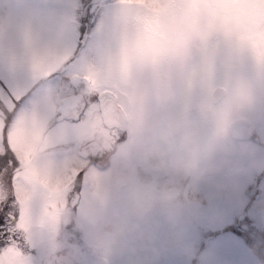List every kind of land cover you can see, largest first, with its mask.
Masks as SVG:
<instances>
[{"label":"clouds","instance_id":"clouds-1","mask_svg":"<svg viewBox=\"0 0 264 264\" xmlns=\"http://www.w3.org/2000/svg\"><path fill=\"white\" fill-rule=\"evenodd\" d=\"M65 26L61 14L32 13L18 19L0 12V71L27 72L36 78L57 66L62 57L56 42ZM258 34H264V0H117L104 32L101 63L86 71L125 83L126 90L113 98L103 120L125 130L128 138L103 135L101 121H93L81 124L74 139L65 142L60 124L45 122L42 141L27 146L28 175L61 177L81 167L89 153L103 152L122 175L140 170L163 173L174 186L187 176L217 188L234 187L236 175L245 168L227 134L237 113L262 99L257 90L264 89V60L245 39ZM214 36L224 38L227 50L216 46L202 55ZM245 50L254 61L251 71L240 68L232 55ZM197 57L199 62L192 63ZM217 64L225 67L228 78L194 95L193 83L212 76ZM178 70L184 79L174 83L170 76ZM36 80L28 90L36 109L47 110L58 98L71 111L79 107L71 94L40 89L42 81ZM250 166L264 169V158L252 159ZM101 199L109 202L101 208L84 206L74 221L97 264H112L114 257L137 252L154 255L152 229L133 218L134 212L144 215L151 208L156 199L152 186L133 181L124 206L110 197ZM28 235L33 246L47 247L48 264H85L79 245L55 239L48 225L34 222ZM181 236L174 228L171 243L181 246Z\"/></svg>","mask_w":264,"mask_h":264},{"label":"rangeland","instance_id":"rangeland-1","mask_svg":"<svg viewBox=\"0 0 264 264\" xmlns=\"http://www.w3.org/2000/svg\"><path fill=\"white\" fill-rule=\"evenodd\" d=\"M116 6L117 0H0V12H7L18 19L32 13L63 15L66 26L56 42V51L62 59L54 74L40 83V89H47L53 94H71L72 98L74 94H79L82 98L80 112L84 104L99 100L95 93H87V83L80 75L100 65V57L106 51L104 32ZM216 46L221 52L227 50L224 38L214 36L202 55ZM232 55L243 70L254 69V61L248 51L233 52ZM199 59L197 57L192 63H198ZM228 76L225 67L217 64L213 75L194 82L191 91L198 95L222 83ZM170 79L174 83L183 81V71L172 73ZM36 83V78L30 73L0 71V95L17 96L18 112L35 111L46 122L59 123L65 132V142H71L82 117L72 118L77 109L71 111L68 108L67 116L59 118V114H63L57 109L61 98L47 110L36 109L28 97V90ZM257 95L262 99L238 112L227 134L229 146L245 168L236 175L234 187L217 188L212 183L187 176L181 177L179 185L174 186L163 173L140 170L122 175L116 171L117 164L106 158L103 152L88 154L87 166L81 165L83 170L71 183V189H79L75 198L79 199L80 209L84 206L103 207L109 201L102 197H110L111 202L126 205L133 181L151 185L156 194L146 214L134 212L133 215L134 219L152 229L156 253L125 254L114 257L112 264H135L137 261L139 264L264 262L258 256V253L264 252V169L250 166L252 159L264 158V89H258ZM117 138L124 141L128 133L121 130ZM104 173L107 175H102ZM164 188L168 189L166 194L161 193ZM67 209L66 206L61 215H71L66 213ZM243 213L245 216L238 219ZM174 228L182 233L179 247L171 243ZM209 235L207 244H204L203 240Z\"/></svg>","mask_w":264,"mask_h":264},{"label":"snow or ice","instance_id":"snow-or-ice-1","mask_svg":"<svg viewBox=\"0 0 264 264\" xmlns=\"http://www.w3.org/2000/svg\"><path fill=\"white\" fill-rule=\"evenodd\" d=\"M245 39L257 57L264 60V34ZM57 66L42 70L36 79L43 81L52 76ZM80 78L87 83V93H95L99 100L84 104L77 119L82 117L81 124L101 121L103 135L118 137L120 130L103 118L113 98L126 90L125 83L108 80L94 70L82 73ZM18 99L17 96L0 95V264H31L26 251L30 225L34 222L50 227L56 225L68 204L72 180L83 170L82 167L74 168L55 178L46 175L37 179L28 175L31 157L27 146L29 141H42L46 121L35 111L18 112ZM86 158L83 167L87 166ZM56 195L62 199H54Z\"/></svg>","mask_w":264,"mask_h":264},{"label":"flooded vegetation","instance_id":"flooded-vegetation-1","mask_svg":"<svg viewBox=\"0 0 264 264\" xmlns=\"http://www.w3.org/2000/svg\"><path fill=\"white\" fill-rule=\"evenodd\" d=\"M76 100L78 98L74 97ZM73 98V99H74ZM79 101V100H78ZM81 107V104L79 103V107L76 111L79 110ZM64 108H68V104H64ZM75 111V112H76ZM79 189H71L69 198H68V204H67V211L66 213H70L71 215H61L54 227H50L51 231L53 232V235L55 239L57 240H69L77 245H79L85 264H97L96 258L87 250L84 238L80 231H78L74 227V221L77 218V212L80 209V202L78 198H75V196L78 194ZM207 237V236H206ZM210 237V235H209ZM205 240V239H204ZM203 240V241H204ZM27 254L31 258V264H48V249L45 246L36 244L33 246L32 244L28 243V246L26 248ZM258 256L261 259H264V252L258 253ZM192 264H195V262H191Z\"/></svg>","mask_w":264,"mask_h":264},{"label":"water","instance_id":"water-1","mask_svg":"<svg viewBox=\"0 0 264 264\" xmlns=\"http://www.w3.org/2000/svg\"><path fill=\"white\" fill-rule=\"evenodd\" d=\"M73 97H75V96H73ZM64 99L63 98H61L60 100H59V102H58V107H57V109H58V111L60 110H62L61 112L63 113V114H59V118H62V117H64V116H67V114H68V108H64ZM244 213L243 214H241L240 216H239V219H242L243 217H244ZM208 239H209V237H207V238H205V240H204V244H207V242H208Z\"/></svg>","mask_w":264,"mask_h":264}]
</instances>
